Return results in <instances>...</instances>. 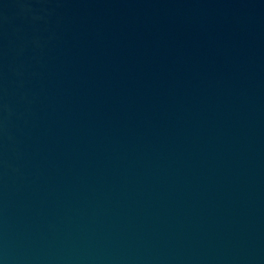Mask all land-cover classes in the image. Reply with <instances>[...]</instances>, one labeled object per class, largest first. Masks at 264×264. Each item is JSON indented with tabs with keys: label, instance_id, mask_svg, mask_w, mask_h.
<instances>
[{
	"label": "water",
	"instance_id": "water-1",
	"mask_svg": "<svg viewBox=\"0 0 264 264\" xmlns=\"http://www.w3.org/2000/svg\"><path fill=\"white\" fill-rule=\"evenodd\" d=\"M0 264H264V0H0Z\"/></svg>",
	"mask_w": 264,
	"mask_h": 264
}]
</instances>
